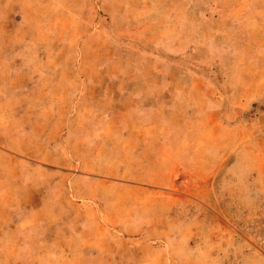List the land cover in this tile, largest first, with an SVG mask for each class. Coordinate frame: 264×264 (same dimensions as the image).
I'll list each match as a JSON object with an SVG mask.
<instances>
[{"label": "rangeland", "instance_id": "1", "mask_svg": "<svg viewBox=\"0 0 264 264\" xmlns=\"http://www.w3.org/2000/svg\"><path fill=\"white\" fill-rule=\"evenodd\" d=\"M0 264H264V0H0Z\"/></svg>", "mask_w": 264, "mask_h": 264}, {"label": "crops", "instance_id": "2", "mask_svg": "<svg viewBox=\"0 0 264 264\" xmlns=\"http://www.w3.org/2000/svg\"><path fill=\"white\" fill-rule=\"evenodd\" d=\"M144 101L145 100H143V101L141 100L139 103L131 105V107H135V106L138 107L137 104H139L140 107H144V105H145ZM129 109H131V108H129ZM148 109H150V107L146 108V110H148ZM159 109H161V108H159V106L153 107V110H155L157 113L159 111H163V110H159ZM157 113H156V115H154L153 121H151L150 123L147 122L144 124H140L139 127L144 128V129H150V130L160 129V128L161 129L169 128L168 123L166 121L162 120V118H160V115H157ZM125 134H126V138H131V139L137 140L138 136H134L131 133H127V132ZM150 140H159V138L158 139L150 138ZM65 141H67L66 138H65ZM112 144L113 143H112L110 137H104L102 140L96 142V144H95L96 146H94V153L97 154L100 151L101 152L105 151L107 154H109L110 152H112V149L109 148V145H112ZM97 146H99V147H97ZM74 174L79 179H82V176H85L86 177L85 179L88 180L90 183H94V178H98V177H95L96 175H94V174H88V175H83L80 173H74ZM89 222L93 226V229L90 233H86L84 231V229H82V231L73 230L74 233L71 232L65 241L61 235L55 234L54 236H49V235L45 234L44 235L45 240L47 239V237H49L48 240L50 242V244H49L50 247L45 248L43 254L49 255V256L55 255V256H58L60 258L61 257H80V256L88 255L89 251H94V248H90V249L86 248V245L83 244L84 241H88L91 243L90 245L92 247H94L93 246L94 245V218H92Z\"/></svg>", "mask_w": 264, "mask_h": 264}]
</instances>
